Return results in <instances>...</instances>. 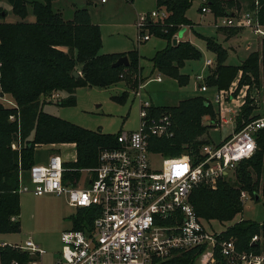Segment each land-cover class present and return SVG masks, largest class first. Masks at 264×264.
Returning a JSON list of instances; mask_svg holds the SVG:
<instances>
[{
	"label": "trees",
	"instance_id": "16d2710c",
	"mask_svg": "<svg viewBox=\"0 0 264 264\" xmlns=\"http://www.w3.org/2000/svg\"><path fill=\"white\" fill-rule=\"evenodd\" d=\"M5 1L19 20L3 21L5 11H0V93L6 94L16 104L18 118L17 123L8 121L7 115L15 110L0 103V234L18 231L17 161L20 169H28L33 164L34 147L42 144L72 143L75 158L73 161L63 162V166L69 169L63 173V178L69 179L77 177L80 168L93 167L100 149L116 144L115 134L85 129L43 110V104L51 101H46L48 94L54 91L62 93L63 96L55 103L59 106H71L75 104L73 91L76 87L111 86L119 81L121 69L129 77L133 76L132 84L141 79L140 56L135 49L125 54L99 52V28L90 22L85 8H76L72 17L64 20L58 11L51 8V0ZM200 1V8L207 7L216 18L229 16L231 7H239L235 0ZM249 1L247 9L253 7V1ZM190 3L191 0H155L156 9H164L166 17L162 22L147 26L149 33L167 41V45L155 52L150 59L153 69L174 79L179 85L186 83V76L179 73L183 61L198 56V52L188 41L172 44L173 34L190 23L185 16ZM27 5L34 17L32 22L23 21ZM257 6L258 21L264 25V0H257ZM204 42L205 47L215 56V62L209 67L203 81L206 87L225 90L240 72L239 86L244 83H248V88H253V84L261 86V107L264 109V37L260 49L247 53L237 65L225 64L226 49L219 43L209 38H204ZM122 55L127 57L128 65L111 67V63ZM74 70L78 72L76 76L72 75ZM113 99L120 101L119 96H114ZM255 102L248 93L239 107L236 128L256 107ZM209 106L210 103L201 96L178 101L176 105L168 107L169 113L153 106L150 115L158 116L163 113L169 116L171 135L152 137V150L163 157L185 152L194 161L198 156V148L204 143L202 139L195 138L205 129L200 125V117L206 113L212 115ZM17 132L20 140L18 152L11 150L8 145ZM233 174L234 185L221 176L214 189L199 184L190 191L189 202L195 214L205 223L213 221L223 224L241 212L242 204L238 198L241 189L251 198L258 196V189L264 195V132L257 133L256 150L249 158L236 163ZM92 215L91 208L76 209L75 215H71L72 227H80L82 222L84 225L89 223ZM11 217L15 219L11 220ZM253 235H257L258 239L251 242ZM220 238L233 239L236 251H264V220L257 223L238 219L222 228ZM199 252L200 248L180 252L162 264H192ZM214 257L217 264H225L223 257L217 252ZM26 259V255L8 246L0 247V264H11L12 260L17 264H25Z\"/></svg>",
	"mask_w": 264,
	"mask_h": 264
},
{
	"label": "built area",
	"instance_id": "2783aa9c",
	"mask_svg": "<svg viewBox=\"0 0 264 264\" xmlns=\"http://www.w3.org/2000/svg\"><path fill=\"white\" fill-rule=\"evenodd\" d=\"M106 1L98 0V3ZM252 1L251 9L218 17L215 24L245 28L264 37V25L257 18V0ZM200 11L209 9L201 7ZM165 17L162 8L139 15L136 21L138 41L146 40L144 33H147L148 24L162 22ZM172 38L177 40L175 34ZM210 64L209 59L205 60L204 65ZM200 80L199 89L207 90ZM224 92H213V102L219 110L216 126L229 125L231 132L217 142L201 144L194 161L182 152L160 158L157 167L151 165L150 139L170 136V119L163 113L150 115L153 105L138 96L137 127L115 133L116 144L100 149L93 167L78 170L86 175L84 185H77L78 178L72 181L63 178V173L69 169L63 166L64 161L56 153L49 154L43 164L30 165L27 177L31 188L19 184L18 192L64 195L68 206L91 208L93 214L89 223L82 222L80 227L71 226L60 233L58 254L49 258L48 263L162 264L180 252L200 248L196 258L199 264L214 261L215 252L223 257L225 264H264V251H236L234 240L220 238V231L211 229L210 223L201 220L188 199L192 188L199 184L213 188L217 179L226 176L239 160L249 158L257 148V133L264 132V113L258 112L249 113L236 128V116L244 99L242 94L236 95L224 105ZM239 96L242 97L240 101ZM59 97L58 93L51 92L46 100ZM0 103L15 110L7 115V120L17 123L15 104L3 93H0ZM10 143V149L18 152V132ZM247 197L249 194L245 190L239 191L241 204ZM257 239V235H253L250 241ZM3 246L26 255L25 264H43L46 252L30 238L22 243L2 241L0 247ZM10 263L17 264L15 260Z\"/></svg>",
	"mask_w": 264,
	"mask_h": 264
},
{
	"label": "rangeland",
	"instance_id": "374dc122",
	"mask_svg": "<svg viewBox=\"0 0 264 264\" xmlns=\"http://www.w3.org/2000/svg\"><path fill=\"white\" fill-rule=\"evenodd\" d=\"M235 1L238 2L239 7L237 9L236 7H231L233 11L247 9L250 2L249 0ZM94 3H96L95 6L93 5ZM201 5L200 0H191L189 7L185 11L186 18L194 24V31L197 33H191L189 43L198 52L197 58L184 60L179 68V73L186 76L185 84L179 85L173 79L161 75H159L161 78L160 82L150 80L149 78L156 77L154 73L150 75L149 80L146 82L140 79L135 84H132L131 79L133 76L129 77L128 73L121 69L120 72L122 74H119V81L117 83L103 88L94 86L76 87L73 91L75 97L74 105L59 106L55 103L56 100H51L43 104L44 110L79 127L97 130L105 134H115L121 130H133L137 127L138 96L148 99L152 105L160 107L159 109H162L161 111H167L169 113L170 110L168 107L176 105L178 100L201 95V98L210 103L208 109H211L212 115H207L206 113L200 117V125L204 126L205 129L195 138L202 139L204 143H214L227 137L231 132V127L222 124H219L220 126L217 124L216 126L219 110L213 102L214 89L207 87L208 90L205 92L199 89L200 79L204 81L208 74L209 66L204 65L205 60L209 59L212 64L215 62L214 53L205 47L204 38L213 39L214 42L217 41L216 43H219L222 48L227 47L228 50L226 51L224 62L229 65H237L244 59L247 53L259 50L262 38L255 37L248 29H232V27H228L225 28V31L222 30L223 28L219 29L226 36L223 39L228 40L227 43L223 42L218 37L219 31L214 26L212 16L209 13H200L199 8ZM81 7L86 9L90 22L99 26L101 41L99 52L108 54L120 52L125 54L131 49H135L137 55L140 56L143 62L144 74L149 75V60L154 56L155 52L162 50L167 45V42L165 43V39L156 37L148 31L144 33L146 40L138 41L136 21L139 15L156 9L155 0H109L103 6L98 3V0H55L51 5L53 10L61 12L60 15L64 20L72 17L73 9ZM26 9L27 13L23 21L32 22L34 17L31 13L30 6L27 5ZM0 11H5L3 21L16 22L19 20L11 12V7L5 0H0ZM237 33H240V36L244 35V37H240L239 43L235 47L229 43H233L236 40V37L233 36ZM239 74L240 72L237 73L236 77L224 90V105L229 104L228 100L230 97L241 94L245 101V97L249 93L254 102L255 98L257 99L255 102L256 107L250 113H264V109L261 107V86L259 85V87L253 84V88L252 86L248 88V83L239 86ZM196 75L201 76V78L196 79ZM143 83H145L144 86ZM54 92L62 97V93ZM114 96H119L120 101L113 99ZM7 98L15 104L9 97ZM240 99L242 97L240 98L239 96L238 100L240 101ZM15 109H17V106ZM10 142L9 144H11ZM54 147V145L44 144L34 147V162L44 163L48 155L55 152L63 161L74 160L75 152L73 145H60L56 147L57 150H53ZM152 152L149 154L150 163L153 167H157L160 164V158L163 156L157 151L152 150ZM17 163L18 181H20L21 185L24 184L26 187L31 188V184L28 183L27 169H20L19 161ZM233 169L224 176L232 185L235 184ZM78 173L79 177H72L68 180L72 181L78 178L77 185L82 186L86 182V175L81 171H78ZM215 187L214 185L210 189H214ZM18 194L19 212L16 217L18 231L15 233L0 234V242L22 243L24 239L30 238L35 244L45 250L46 254L42 261L43 264H49L48 259L56 257L58 254L60 248V233L69 230L72 226L71 215H75L76 208L67 205L64 195H55L52 193L34 195L30 191L18 192ZM257 194V200L250 196L247 197L242 204L241 212L236 214L229 222L219 224L210 221V228L215 231H221L223 227L238 219L251 220L257 223L262 222L264 220V195L261 194L260 189H258ZM196 258L197 256L192 264H199V259ZM203 264L217 263L214 257V261H208Z\"/></svg>",
	"mask_w": 264,
	"mask_h": 264
},
{
	"label": "crops",
	"instance_id": "0c3cea01",
	"mask_svg": "<svg viewBox=\"0 0 264 264\" xmlns=\"http://www.w3.org/2000/svg\"><path fill=\"white\" fill-rule=\"evenodd\" d=\"M109 0H107L105 3H103V4H101V6H103L104 4H106L107 2H108ZM129 1H131V0H129ZM53 2H55V0H51V5H52V3ZM94 6L96 5V3H94L93 4ZM82 8V7H81ZM75 9H73L72 10V13H73V11H74ZM56 11H58V10H56ZM200 11V10H199ZM59 12V11H58ZM233 10H232V12H231V14L230 15H232L233 14ZM60 14H61V12H59ZM200 13H209L211 16H212V21H213V23H214V26H216V28L218 29V31H219V29H221V28H219L220 26H217L215 23H216V17H214L212 14H211V12L210 11H207V12H201L200 11ZM70 19V18H69ZM188 19V18H187ZM65 20H68V18L67 19H65ZM97 25V24H96ZM98 28H99V26H98ZM182 28V29H181ZM181 28H179L178 29V31L177 32H175L174 34H175V36H176V38H177V40H176V42H178V41H188V42H190V35H191V33L192 32H194L195 34H197L195 31H194V24L193 23H189V24H187V25H185V26H182ZM232 28H236V29H240L239 27H232ZM183 29H184V31H183ZM241 29H245V28H241ZM222 30H226V29H222ZM183 31V32H182ZM242 31V30H241ZM100 33V32H99ZM241 34L239 33H237V34H234V36L233 37H236L235 39V41L233 42V43H229V44H232V46H237L238 45V43H239V39H240V37H244V35H242V36H240ZM255 37H260V36H258V35H255V34H253ZM218 37H220V39L223 41V42H226L227 43V41L226 40H224L223 38L224 37H226L222 32H220L219 31V33H218ZM160 38V37H159ZM173 39V38H172ZM210 39V38H209ZM211 40H213V39H211ZM101 42V41H100ZM167 41H165V43H166ZM175 42V43H176ZM215 42H217V41H215ZM229 46V45H228ZM246 46V45H245ZM101 48V47H100ZM225 49H226V51L228 50L227 49V47H224ZM245 48V47H244ZM100 50V49H99ZM117 53H120V52H117ZM246 56V55H245ZM149 68L148 69H150V71H149V75H145L144 74V72H143V68H144V66H143V62H142V60H141V58L139 59V66H140V78H141V80L143 81V82H146L147 80H154V81H156V82H160L161 81V78H160V76L159 75H161V76H163V77H166V78H170V77H167V76H164V75H162V74H160V73H158L157 71H155L154 69H153V66H152V62L149 60ZM210 66H212V62H211V64L209 65V67ZM156 74V77H158L159 79L158 80H156V77H154V78H149L150 77V75L151 74ZM149 78V79H148ZM172 79V78H171ZM174 80V79H173ZM175 81V80H174ZM204 83V82H203ZM144 84L145 83H143V86H144ZM207 90H208V88H207ZM207 90H205V91H207ZM201 91V90H200ZM205 91H202V92H205ZM6 97H8L6 94H4ZM62 96H63V94H62ZM201 96V95H200ZM47 101V100H46ZM178 101H180V100H178ZM178 103V102H177ZM154 106V105H153ZM43 110H44V107H43ZM64 144H69V145H73L72 143H61V144H44V145H54L55 147H54V149L53 150H57L56 149V147H58V146H60V145H64ZM37 147V146H36ZM56 153V152H55ZM51 154V153H50ZM46 161H47V159H46ZM45 161V162H46ZM71 161H73V160H71ZM44 162V163H45ZM33 163H35L34 162V158H33ZM37 164H43V163H37ZM19 184H20V181H19ZM21 185V184H20ZM24 185V184H23Z\"/></svg>",
	"mask_w": 264,
	"mask_h": 264
},
{
	"label": "water",
	"instance_id": "95a60500",
	"mask_svg": "<svg viewBox=\"0 0 264 264\" xmlns=\"http://www.w3.org/2000/svg\"><path fill=\"white\" fill-rule=\"evenodd\" d=\"M175 42H176V39H172V44ZM127 65H128V61L125 55L119 56L111 63V67H119V66H127ZM77 74L78 72L76 70L72 71V75L76 76ZM257 198L258 196L254 195L253 199L257 200Z\"/></svg>",
	"mask_w": 264,
	"mask_h": 264
}]
</instances>
